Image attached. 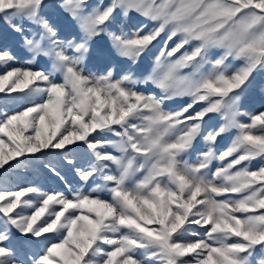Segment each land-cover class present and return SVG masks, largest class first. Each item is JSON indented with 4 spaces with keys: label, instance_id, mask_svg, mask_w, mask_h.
<instances>
[{
    "label": "snow or ice",
    "instance_id": "snow-or-ice-1",
    "mask_svg": "<svg viewBox=\"0 0 264 264\" xmlns=\"http://www.w3.org/2000/svg\"><path fill=\"white\" fill-rule=\"evenodd\" d=\"M45 7L0 0L27 53L14 67L0 47V104L27 102L0 109V264H264V111L241 109L264 72V0H60L66 34ZM133 12L153 26L125 30ZM28 169L80 184L10 187Z\"/></svg>",
    "mask_w": 264,
    "mask_h": 264
},
{
    "label": "rangeland",
    "instance_id": "rangeland-1",
    "mask_svg": "<svg viewBox=\"0 0 264 264\" xmlns=\"http://www.w3.org/2000/svg\"><path fill=\"white\" fill-rule=\"evenodd\" d=\"M100 0H88L90 6H94L98 4ZM104 3L107 4L108 0H104ZM46 7L44 9V14L53 19H60L62 21V31L66 34L69 31H75L74 22L71 21V18L67 16L66 13L59 7L60 0H45ZM145 24L147 28H151L152 22L144 19L139 16L135 12L130 13L129 17L125 23V30L131 31L134 30L139 24ZM111 27L115 28V25ZM166 36L162 35L157 41L154 42L153 46L150 47V50L140 58V61L137 65L138 68L151 67L152 59L159 53L161 47H163V41ZM0 47H8L12 50V52L17 56V62L13 65L14 67L23 66L24 60L27 58V53L19 46L18 37L14 33L11 32L10 29L7 28V25L0 21ZM97 48L110 49V44L107 40L106 36H102L97 38L96 44L93 46V55L89 57L87 61V70L96 72L99 74L104 65L97 60L95 56V51ZM117 66H125L129 62L125 60H121L118 57H113ZM50 64L47 60L41 58L38 63L35 65L37 69L40 67H49ZM236 66H239V62H236ZM4 69L0 68V73H2ZM57 79L59 77L57 76ZM151 88V85L148 86ZM264 72H258L254 74V78L252 83L249 85L248 89L242 96L241 109L242 111L249 114H257L261 111H264ZM16 99L10 100L8 104L5 106L0 104V109H4L9 113L14 111L22 110L23 107L26 106V101L20 99L22 97V93L13 94ZM4 97L0 94V100H3ZM175 104L170 105V107H175ZM243 122H248V117H241ZM221 119L219 115L210 114V118L206 119L207 124H213L218 126L221 123ZM235 135L234 132H230L221 138L218 142L217 148L218 150H222L224 147L230 143L232 136ZM5 139H7L5 137ZM202 145L198 142L197 148L199 149ZM83 151V146L81 145V149L79 152ZM83 155V152L80 153ZM192 159H195V152L192 154ZM261 163L264 161H254L252 164V168H258ZM215 170V164L213 165V171ZM66 177V182L69 185L74 187H79V180L73 174V172L69 170H65L63 173ZM66 182L64 180H60L58 178L52 177L51 175H46L43 172H37L32 169L21 171L17 174V176L12 180V185L10 187H19V186H27L28 184H35L40 186L44 191L49 192H67ZM31 195V194H29ZM52 235V234H45ZM34 247H39L38 245H34Z\"/></svg>",
    "mask_w": 264,
    "mask_h": 264
},
{
    "label": "trees",
    "instance_id": "trees-1",
    "mask_svg": "<svg viewBox=\"0 0 264 264\" xmlns=\"http://www.w3.org/2000/svg\"><path fill=\"white\" fill-rule=\"evenodd\" d=\"M83 152V151H82ZM82 152H80V153H82Z\"/></svg>",
    "mask_w": 264,
    "mask_h": 264
}]
</instances>
